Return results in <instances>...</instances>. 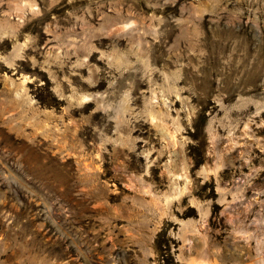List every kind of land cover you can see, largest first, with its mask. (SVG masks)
Here are the masks:
<instances>
[{
	"label": "rangeland",
	"instance_id": "rangeland-1",
	"mask_svg": "<svg viewBox=\"0 0 264 264\" xmlns=\"http://www.w3.org/2000/svg\"><path fill=\"white\" fill-rule=\"evenodd\" d=\"M0 264H264V0H0Z\"/></svg>",
	"mask_w": 264,
	"mask_h": 264
}]
</instances>
